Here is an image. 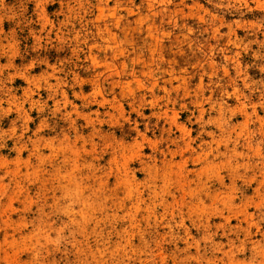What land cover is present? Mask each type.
<instances>
[{"label":"rangeland","instance_id":"rangeland-1","mask_svg":"<svg viewBox=\"0 0 264 264\" xmlns=\"http://www.w3.org/2000/svg\"><path fill=\"white\" fill-rule=\"evenodd\" d=\"M0 264H264V0H0Z\"/></svg>","mask_w":264,"mask_h":264}]
</instances>
